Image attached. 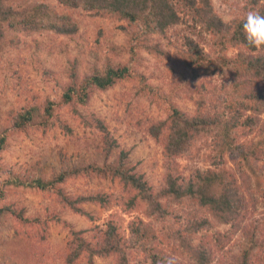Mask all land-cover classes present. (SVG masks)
<instances>
[{
    "label": "trees",
    "instance_id": "1",
    "mask_svg": "<svg viewBox=\"0 0 264 264\" xmlns=\"http://www.w3.org/2000/svg\"><path fill=\"white\" fill-rule=\"evenodd\" d=\"M55 1L62 10L48 0H0V45H4L6 30H16V26L27 33L46 29L57 34H73L77 31V22L70 9H82L95 16L124 22L117 26L125 33L124 43H118L110 36L105 44L106 49L120 60L101 63L84 75L78 73L73 64L71 80L61 87L59 98L47 96L42 105L23 107L10 119L8 129L21 133L27 131L34 120L35 110L40 112L39 126L43 133L55 126L64 133L69 132L68 124L58 112L63 105L69 104L72 108L77 103L83 105L94 89L106 90L120 83L133 82L137 92L165 111L163 118L147 127V132L164 145V182L155 188L142 173L124 167L121 162L115 168L92 163L83 168L62 169L46 178L37 175L27 183H19L53 193L65 207L92 218L80 204L97 200L105 205L109 199L105 195L70 197L64 194L61 186L68 178L81 173L108 174L111 179H117L126 192L120 196L125 210L140 208L147 218V221L137 218L129 224L135 236L134 243L122 236L113 219L106 221L103 228L94 227L93 239H88V230L73 228L56 210L28 214L17 202L7 200L6 188L0 187V200L3 199L0 213L26 228L25 233L16 236L18 244L23 246L16 249L17 264H42V257L37 255L36 258V247L46 239L51 223L61 224L68 232L63 264H96V258H110L113 264H164L167 258L173 259L174 264H225V261L227 264H256L264 255L261 259L254 257L252 250L254 247L264 250V226L248 232V246L240 248L238 255L223 249V257L216 259L215 251L229 240L230 233L237 231L242 215L257 225L264 222V137L250 144L241 141V137L257 126L264 136V118L258 116L264 112V49L249 47L242 28L249 10L264 14V0H245L230 23L215 13L211 0ZM178 10L187 12L195 24L211 34L212 50L205 52L189 38L184 41V49L179 53L177 90L185 89L190 80L200 77L228 78L229 87L222 85L210 90L214 98L225 103V113L212 110L211 103L207 105V101L212 102L214 98L207 95L208 89L202 85L191 87L199 98L194 102L192 114H187L172 98L175 87L168 93L163 92L148 81L141 69V50L165 56L159 44L151 42V36L164 34L169 25L178 22ZM102 34L104 37L100 29L97 43H100ZM230 50L235 52L229 53ZM246 111L251 113L244 117ZM100 128L105 131L101 125ZM202 137L215 140L212 166L203 171L197 169L186 179L178 172L176 158L189 156L193 142ZM109 139L111 143L106 142L108 149L115 145L111 135ZM6 147L5 130L0 134V176L9 173L1 156ZM127 155L128 152L124 151L121 160ZM175 205H199L206 208L209 215L190 219L183 229H175L180 218L173 211ZM157 232H165L171 237V251L166 252L157 246ZM138 253L142 261L135 263L134 256Z\"/></svg>",
    "mask_w": 264,
    "mask_h": 264
},
{
    "label": "rangeland",
    "instance_id": "2",
    "mask_svg": "<svg viewBox=\"0 0 264 264\" xmlns=\"http://www.w3.org/2000/svg\"><path fill=\"white\" fill-rule=\"evenodd\" d=\"M48 1L62 10V6L55 0ZM244 1L211 0V3L215 13L224 22L230 23ZM70 12L77 22V31L73 34H57L46 29L27 33L18 26L16 30H6L4 45H0V134L6 130L7 147L1 156L9 173L0 176V187L6 188L7 200L17 202L28 214L56 210L73 228L88 230V239H93L94 227L103 228L106 221L113 219L122 236L134 243L135 236L129 224L137 218L144 221L147 218L140 208L125 210L120 203V196L126 192L122 190L121 183L117 179H111L108 174L102 176L94 172L81 173L68 178L61 186L64 194L70 197L105 195L109 199L105 205L97 200L80 204L92 218L65 207L53 193L19 184L27 183L37 175L46 178L62 169L83 168L92 163L115 168L121 162L124 167L142 173L155 188H159L164 182V145L147 132V127L151 122L163 118L165 111L137 92V86L133 82L120 83L106 90L94 89L83 105L77 103L73 108L69 104L63 105L58 112L68 124L69 132L64 133L59 126H55L43 133L39 126L40 112L35 110L34 120L27 131L21 133L8 129L10 119L23 107L42 105L47 96L59 98L61 87L71 80L70 68L73 64L76 65L77 72L84 75L101 63L120 60L119 56L106 49L105 44L109 42L110 36L118 43H124L125 33L117 28L124 24L123 21L95 16L82 9H70ZM178 15V22L169 25L164 34L151 36V42L158 43L165 51V56L141 50V69L148 81L163 92L168 93L175 87L173 100L182 111L191 115L194 102L199 98V94L191 90V87L205 86L208 89L207 95L212 98L210 90L219 89L222 85L229 87L230 80L217 76L200 77L190 80L185 89L177 90L178 60L179 53L184 49V41L189 38L197 42L205 52L212 50L211 34L195 24L184 10H178ZM100 29L104 37L102 34L100 43H97ZM209 103L212 110H223L225 113L224 102L214 98L212 102L208 100L207 105ZM250 113L244 112V117ZM258 116L263 119L264 112ZM110 135L115 139V145L108 149L106 142L111 143ZM263 137L257 126L251 133L241 137V141L250 144ZM124 151L128 155L121 160ZM214 152L216 146L213 138L202 137L194 141L189 156L176 158L178 172L187 179L197 169L206 170L212 166L211 154ZM0 201L1 206L3 199ZM173 211L180 217L175 229H183L190 219L209 215L207 209L199 205H175ZM257 224L245 214L242 215L237 231L230 233L229 240L219 251H215L216 259L223 257V249L224 252L228 250L231 254L238 255L242 250L240 248L247 245L248 232L254 227L259 230L264 226V222ZM25 231L26 228L18 226L8 216L0 213V264H17L15 252L18 247L23 246L18 244L16 236ZM157 236V246L166 252L171 251V237L165 232H157ZM45 238L36 247V258L37 255L38 258L42 257V264H63L62 258L69 239L67 229L61 224L51 223ZM252 252L254 257L260 259L264 255L263 249L254 247ZM141 257L138 253L133 262L140 263ZM95 262L113 264L110 258H96ZM256 264H264V257L257 260Z\"/></svg>",
    "mask_w": 264,
    "mask_h": 264
},
{
    "label": "clouds",
    "instance_id": "3",
    "mask_svg": "<svg viewBox=\"0 0 264 264\" xmlns=\"http://www.w3.org/2000/svg\"><path fill=\"white\" fill-rule=\"evenodd\" d=\"M247 45L255 49H264V14L256 10H249L242 24ZM164 264H174V260L167 258Z\"/></svg>",
    "mask_w": 264,
    "mask_h": 264
}]
</instances>
